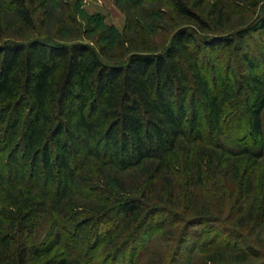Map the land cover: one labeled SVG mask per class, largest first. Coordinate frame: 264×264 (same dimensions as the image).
<instances>
[{"label":"trees","instance_id":"trees-1","mask_svg":"<svg viewBox=\"0 0 264 264\" xmlns=\"http://www.w3.org/2000/svg\"><path fill=\"white\" fill-rule=\"evenodd\" d=\"M236 1L251 17L264 10ZM114 3L126 22L107 55L76 41L84 33L67 1L55 22L71 27L69 42L46 31L48 0H0V264H119L163 215L183 224L182 234L156 228L174 250L129 264H180L184 237L205 236L210 222L218 235L189 264H256L264 81L251 78L252 101L237 109L227 78L213 89L204 51L242 52L262 20L230 27L223 0ZM244 134L252 145L236 146Z\"/></svg>","mask_w":264,"mask_h":264},{"label":"rangeland","instance_id":"rangeland-1","mask_svg":"<svg viewBox=\"0 0 264 264\" xmlns=\"http://www.w3.org/2000/svg\"><path fill=\"white\" fill-rule=\"evenodd\" d=\"M60 1L64 0H48L50 8V18L46 31H49L50 35L54 33L55 36L51 37H54V39H57L58 41L60 39L61 41L65 42L73 41L75 40L74 33L72 34V32L70 31L71 27L68 26L66 22H62L59 24L58 28L60 32L56 34L58 28L55 21L59 19L57 18L58 16L62 15L58 6ZM65 1L73 5L76 18L80 24L82 32L84 33V36H81V38L76 41L91 44L93 43L96 49H104L107 55L115 52L116 39L124 31L126 16L125 13L115 5L114 0ZM115 1L119 3L122 2V0ZM235 3H237L236 0H223V5L226 8L225 13L227 25H230V27H236V25L240 21H245V19L247 18H250L251 20L259 18L262 21L258 30L247 37V39L245 40V50H243L242 52L235 53L218 48L213 49L212 47L204 51V64L208 79L210 80L213 89L218 90L220 88V83L223 78H227L230 83L234 85L235 93L238 94V105L236 106V108L242 109L243 106H241V104L246 98L252 101V92H250L249 86L251 78L256 76L259 80L264 81V10H259L262 6L259 5V7L255 9L256 13L251 17L247 10H241L237 9V7H234ZM246 4H244V7L247 6ZM121 7L124 8L123 5H121ZM55 18L57 19L55 20ZM243 54H246L248 59L251 61V68L245 63ZM103 60L108 61V59L106 60V58H103ZM228 111L230 112L231 110ZM233 122L231 124H233ZM259 142H263L264 144V138L262 141H256V145ZM234 143L236 144V146H241L244 144L251 146L252 140L250 136L246 137V135L244 134V136H240V138H238L237 141H234ZM229 218L226 220L221 219V224H227ZM156 219L159 220L155 222L154 225L146 227L141 232L140 240L137 241V249L135 250V252H133V254L127 253V255L123 258V261L122 258L120 259L119 264H129V261L132 260V258L137 260L141 253L142 255H144L143 259L154 260L158 255H160V253H164L166 249L174 250L173 248L175 247V242L169 244V246L165 250L163 248L164 246H161L158 243V237L161 236L158 233L162 234V232H159L158 230H156V228L158 225H162L163 227H165L162 230H166L167 227L169 229H174L177 233L180 232V234H182L181 229H183V224L174 222V218L166 215L157 217ZM208 227L210 228L205 229V231H208V234H206L205 236H199L201 234V231H203L204 229L196 228L192 230V233H197V237H195L194 235V238L189 235L184 237L189 240V245H187V251H183V253L179 255L180 264L190 263L189 255L193 257L196 253L198 254V251L200 250V243H203L204 241L207 243V241H212L213 239H215L218 233L214 234V232L212 231H217L216 229L218 225L216 223L214 224V222H210V225ZM166 235L167 232L161 237L167 238L165 237ZM169 237L170 236H168V238ZM174 237V240H176L178 238V235L175 234ZM247 239L248 242H251L256 249L261 248L257 246L258 244H256V238L254 236L252 237L251 234ZM192 244L196 245L191 247ZM263 260L264 259L257 260L256 264H264Z\"/></svg>","mask_w":264,"mask_h":264}]
</instances>
